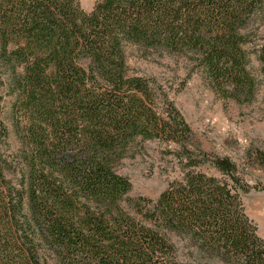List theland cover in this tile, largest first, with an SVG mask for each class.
<instances>
[{
  "label": "trees",
  "instance_id": "obj_1",
  "mask_svg": "<svg viewBox=\"0 0 264 264\" xmlns=\"http://www.w3.org/2000/svg\"><path fill=\"white\" fill-rule=\"evenodd\" d=\"M260 15L264 0H98L90 12L78 0H0V264H264L242 200L258 186L204 151L126 57L128 45L186 55L216 91L251 97L244 30ZM258 60L264 74V37ZM138 137L176 146L180 176L156 200L127 198L132 183L116 169Z\"/></svg>",
  "mask_w": 264,
  "mask_h": 264
},
{
  "label": "rangeland",
  "instance_id": "obj_2",
  "mask_svg": "<svg viewBox=\"0 0 264 264\" xmlns=\"http://www.w3.org/2000/svg\"><path fill=\"white\" fill-rule=\"evenodd\" d=\"M78 1L84 11L90 12L98 0ZM244 32L251 40L245 46L248 70L255 81L251 97L223 95L216 91L186 55L128 45L126 57L131 75L145 76L167 92L204 151L229 157L237 164L241 176L250 185L258 186V189L243 194L242 200L247 215L257 226L258 234L264 238V165L256 156V151L264 152V74L258 60V49L264 37L261 15L254 17ZM4 79V118L9 129V152L17 154L21 140L16 120L21 118L20 113L14 112L16 96L10 92L8 74L5 73ZM175 148V144L141 137L130 143L116 166L117 171L132 183L127 198L156 200L171 181L179 178L178 159L170 153ZM210 172L215 173L212 169ZM122 205L131 211L127 201ZM173 239L180 255L187 260L188 249L178 237ZM203 262L224 264L217 259H205Z\"/></svg>",
  "mask_w": 264,
  "mask_h": 264
}]
</instances>
